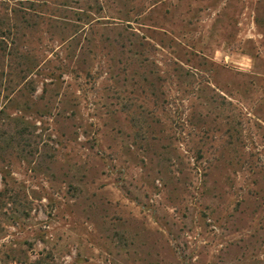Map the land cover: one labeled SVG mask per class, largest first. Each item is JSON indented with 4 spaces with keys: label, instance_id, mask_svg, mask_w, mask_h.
<instances>
[{
    "label": "rangeland",
    "instance_id": "obj_1",
    "mask_svg": "<svg viewBox=\"0 0 264 264\" xmlns=\"http://www.w3.org/2000/svg\"><path fill=\"white\" fill-rule=\"evenodd\" d=\"M0 264H264V0H0Z\"/></svg>",
    "mask_w": 264,
    "mask_h": 264
}]
</instances>
